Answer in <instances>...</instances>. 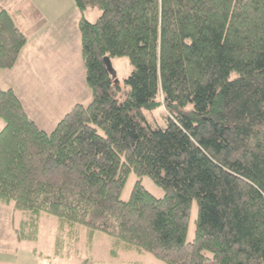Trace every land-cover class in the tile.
Wrapping results in <instances>:
<instances>
[{"label":"trees","instance_id":"trees-1","mask_svg":"<svg viewBox=\"0 0 264 264\" xmlns=\"http://www.w3.org/2000/svg\"><path fill=\"white\" fill-rule=\"evenodd\" d=\"M74 1L92 98L49 133L0 87V203L165 264H264V0ZM89 8L101 11L95 22ZM27 42L1 9L0 70ZM106 56L129 59L124 82ZM162 105L165 126L147 115ZM132 173L140 178L125 201Z\"/></svg>","mask_w":264,"mask_h":264},{"label":"rangeland","instance_id":"rangeland-1","mask_svg":"<svg viewBox=\"0 0 264 264\" xmlns=\"http://www.w3.org/2000/svg\"><path fill=\"white\" fill-rule=\"evenodd\" d=\"M65 2L58 0L57 4L63 7L65 6ZM69 11L67 15H69V18H72L74 13L71 10ZM100 14L101 11L98 8H89L84 13L85 17L92 22H95ZM66 36L70 39L71 49L74 52V54L69 55L71 61L69 64H73L76 67L74 58L78 56L79 60L82 61L80 31H77L75 25L67 32ZM30 55H32L31 51ZM34 55L33 63L37 64L38 58L36 54ZM81 65L82 69L84 67L83 61ZM112 65L121 83L124 82L133 70L132 64L126 57L113 58ZM14 67L0 70L1 88L7 89L6 82L4 81L7 78L13 77L10 74L14 72L11 70ZM82 70L84 75L82 83L83 85L86 83V86V73L84 74V68ZM29 71H31V67L23 76L26 86L24 88L21 86L17 87L18 95L26 104L27 110L30 111L32 115L30 117L39 127L50 133L60 121L58 120V116L63 114L57 112L56 114H49L51 115L49 116L47 114L43 115L39 111L35 112L36 114L33 112L32 106L28 104V99L30 98L31 101L33 98L35 90L32 85L35 83H33V73ZM42 84L41 82V88ZM87 87L90 89L88 85ZM80 88L82 87L80 86ZM82 91H85V89ZM82 91L79 89L78 92L81 98H83L81 104L86 105L90 101L91 90L88 100H86ZM73 106L74 102L68 111H71ZM147 115L150 120L163 126L166 125L165 118L168 114L164 105L152 112H148ZM3 125L4 122L0 119V127H3ZM139 178L134 173L129 176L121 195L123 200L126 201L130 198L135 183ZM141 181L146 189L155 196L163 197L165 195L164 189L158 186L149 176L141 177ZM0 206H3L0 207V250H7L8 255H4L3 251H1V256L5 260L8 258L9 263L14 260L17 264H84L87 260L88 264H165L151 254L141 253L136 248H130L124 243L115 241L112 236L106 233L91 232L86 227L77 224L74 226L68 223L65 224L58 216L48 214L47 212H41L37 216L29 212L16 210L12 204L0 203ZM197 216L198 205L197 202H194L190 215L187 241L194 239ZM205 264H215V262L208 260Z\"/></svg>","mask_w":264,"mask_h":264},{"label":"crops","instance_id":"crops-1","mask_svg":"<svg viewBox=\"0 0 264 264\" xmlns=\"http://www.w3.org/2000/svg\"><path fill=\"white\" fill-rule=\"evenodd\" d=\"M62 1H66L63 7L58 6V0H0V10L7 9L18 27L28 37V42L22 49L15 67L11 69L14 71L10 74L13 77L5 79L4 82L7 88L14 89L18 94L17 87L26 86L23 76L31 67L29 72L33 73L35 84L32 87L35 92L32 100L28 99V104L33 109L29 107L34 113L39 111L43 115L57 112L63 114L58 116V120L69 112L73 102L74 106L82 103L83 98L78 93L79 89L81 91L85 89L82 93L86 100L90 92V89L86 88L87 85L85 86L86 83L84 85L82 83L83 68L85 74V67L81 69L83 60L80 61L77 56L74 58L76 67L69 64L71 62L69 55L74 52L71 49L70 39L66 36L75 25L79 32L78 23L83 14L74 0ZM69 10L74 13L72 18L67 15ZM34 54L38 58L37 64L33 63ZM41 82L43 83L42 88ZM91 98L92 93H90L89 100ZM22 103L27 113L32 116L26 104L23 101ZM1 251L4 255H8L7 250H0V264H17L14 260L9 263L8 258L3 259Z\"/></svg>","mask_w":264,"mask_h":264},{"label":"water","instance_id":"water-1","mask_svg":"<svg viewBox=\"0 0 264 264\" xmlns=\"http://www.w3.org/2000/svg\"><path fill=\"white\" fill-rule=\"evenodd\" d=\"M104 61H105V64H106L107 68L110 71H113L114 68H113V65H112V60L108 56H106V57H104Z\"/></svg>","mask_w":264,"mask_h":264}]
</instances>
